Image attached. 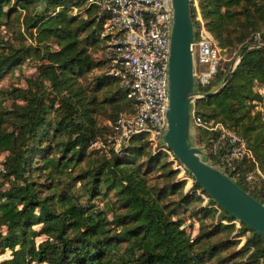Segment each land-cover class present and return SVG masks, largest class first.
I'll use <instances>...</instances> for the list:
<instances>
[{
	"label": "trees",
	"instance_id": "1",
	"mask_svg": "<svg viewBox=\"0 0 264 264\" xmlns=\"http://www.w3.org/2000/svg\"><path fill=\"white\" fill-rule=\"evenodd\" d=\"M85 1L0 0V25L25 12L21 34L34 40L0 49V78L26 57L40 59L25 86L9 89L12 103L0 102V154L6 151L0 176L8 183L0 189V251L10 250L0 264H264V235L242 221L234 238L226 235L235 217L194 177L193 186L220 208L226 223L202 221L194 236L186 231L177 209L190 196L169 203L184 182L150 181L149 173L170 161L164 151L152 152L145 134L133 135L109 157L96 154L100 148L92 142L111 131L102 117L113 120L131 109V101L105 72L99 43L105 13ZM200 6L221 44L243 46L264 28V0H200ZM260 41L244 51L220 92L195 100L194 113L229 124L245 140L252 157H243L230 174L264 202L261 181L243 178L256 162L264 170V120L254 109V100H263L264 31ZM213 133L196 125L194 144L206 146L214 162L224 149H208ZM195 212L201 220L211 209ZM40 235L46 237L36 240ZM242 235V245L231 249Z\"/></svg>",
	"mask_w": 264,
	"mask_h": 264
},
{
	"label": "built area",
	"instance_id": "2",
	"mask_svg": "<svg viewBox=\"0 0 264 264\" xmlns=\"http://www.w3.org/2000/svg\"><path fill=\"white\" fill-rule=\"evenodd\" d=\"M105 13L100 29L103 39L105 72L118 79L131 101L130 110H121L110 121L111 131L105 138L97 137L92 144L120 152L130 138L145 134L152 152H167L182 170L186 169L164 141L166 109L168 105L167 75L172 23L171 0H86ZM75 9V8H74ZM193 24L191 42L194 90L215 88L220 81L221 61L224 59L216 40L201 14ZM199 95V93H195ZM194 98L190 108V123L203 125L214 133L209 137V150L223 148L219 159L211 163L236 180L230 172L243 157H252V151L233 127L214 118H202L194 113ZM264 120L263 100H254ZM205 153L206 146L198 145ZM246 182L260 180L264 187V170L256 162L254 168L244 172ZM264 203V202H263ZM225 221V220H224Z\"/></svg>",
	"mask_w": 264,
	"mask_h": 264
},
{
	"label": "water",
	"instance_id": "3",
	"mask_svg": "<svg viewBox=\"0 0 264 264\" xmlns=\"http://www.w3.org/2000/svg\"><path fill=\"white\" fill-rule=\"evenodd\" d=\"M44 1V0H40ZM172 23L168 55L166 130L164 141L194 180L226 211L250 228L264 235V203L242 188L206 157L204 151L190 142V108L194 98H207L220 92L235 68L245 45L221 78L219 84L205 91L194 90L191 42L194 29L190 0H171ZM256 45L261 42H254ZM199 93V95H195Z\"/></svg>",
	"mask_w": 264,
	"mask_h": 264
},
{
	"label": "rangeland",
	"instance_id": "4",
	"mask_svg": "<svg viewBox=\"0 0 264 264\" xmlns=\"http://www.w3.org/2000/svg\"><path fill=\"white\" fill-rule=\"evenodd\" d=\"M191 6H192V16L191 19L193 20V24H197V18L196 16L200 13L203 20L206 23V19L203 15L201 6H200V0H190ZM88 4V1H85L84 6ZM42 7V6H41ZM22 10V9H21ZM23 11V10H22ZM25 14V12H23ZM22 14V15H23ZM22 15L20 18L16 21H12L13 17L7 21H5L2 25H0V49H3L8 43H15L18 45L20 42L25 43H32L34 45V40L30 39L29 36H24L21 34V31H23L24 26L21 23L22 21ZM207 25V24H206ZM208 27V25H207ZM209 28V27H208ZM20 29V30H19ZM210 30V29H209ZM262 31H257L254 33L253 38L249 39L247 37L245 39V44L242 46V42H236L233 44H221L219 40L215 37L213 32L210 30L211 34L213 35L214 39L216 40V44L220 48L221 54L223 55L224 59L221 61L220 67H222V70L220 73H226L227 69L229 68L230 64L234 60L237 53H239L245 45H249V47L254 46V42H261L260 38L262 36ZM99 43H103V39L99 40ZM92 52L97 56L99 55V51L97 49H92ZM40 61L36 56L26 57L23 62L12 69H9L1 78H0V102L3 101L6 104L12 103V96L9 94V89H11L13 86H25L27 77L32 76L35 74V63ZM219 73V74H220ZM223 75V76H224ZM221 81V79H220ZM219 81V82H220ZM219 82L216 84V86L219 84ZM115 87H117L116 84H113ZM120 85V84H119ZM215 86V87H216ZM260 91L263 94L264 97V89L259 88ZM15 101H18L15 99ZM109 119H101L102 123L110 124ZM112 121V120H111ZM195 125L190 123V142L193 144L195 141ZM105 131V130H103ZM262 131L264 132V127L262 128ZM108 131H105L103 133V136H107ZM106 134V135H105ZM103 136H99L101 138H104ZM93 145V144H92ZM92 147L100 148L96 149L98 152L96 154H106L107 157L110 156V153H115L111 148H106L102 146H97L96 144ZM101 149L103 151H101ZM6 151H4L2 154H0V159H2L5 155ZM104 154V155H105ZM164 160L170 161L165 167H159L153 170L149 173V176L151 178V182H155L158 185H161L163 183H166V180L172 177L173 180H182L184 182L183 186L178 189L177 193L170 196V200L168 201L171 203V201L178 200L181 195H189L190 199L187 202H181L179 208L177 209L178 215L183 217L184 225L186 227V231L191 235L194 236L198 230H199V223H226V219H221L220 216V208L215 204H209L208 196L205 192H203L200 188L193 186V175L187 170L182 168H179L177 164H174V159L165 152ZM1 168V164H0ZM175 169L176 174L174 175H165L167 171L170 169ZM243 184V183H242ZM8 185L7 182H3L2 177L0 176V189H4ZM101 205V204H100ZM203 206H207L211 209V212H208L203 219H198L197 214L200 215V212H195L196 210L200 209ZM225 220V221H224ZM235 227L230 230L228 233H225L226 235L233 237L236 235V231L239 225V221L234 219ZM38 227V225L36 226ZM221 235H224V231L221 233ZM46 237L45 235H40L36 237V240H40L41 238ZM234 238V237H233ZM236 238H240L241 242L237 245L233 246L231 249H234L235 247H240L244 241V235L241 237L236 236ZM10 256V250L6 249L5 251H0V263L3 259ZM29 264H46L44 262H39L35 260L29 261Z\"/></svg>",
	"mask_w": 264,
	"mask_h": 264
}]
</instances>
